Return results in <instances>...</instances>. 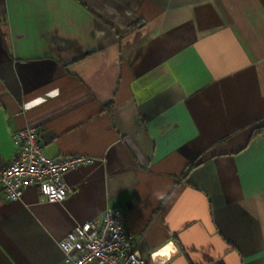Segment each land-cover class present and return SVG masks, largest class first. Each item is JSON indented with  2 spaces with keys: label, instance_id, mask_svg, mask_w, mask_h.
<instances>
[{
  "label": "crops",
  "instance_id": "1",
  "mask_svg": "<svg viewBox=\"0 0 264 264\" xmlns=\"http://www.w3.org/2000/svg\"><path fill=\"white\" fill-rule=\"evenodd\" d=\"M264 0H0V170L13 133L86 154L62 202L0 189V264H63L122 208L153 264H264Z\"/></svg>",
  "mask_w": 264,
  "mask_h": 264
},
{
  "label": "built area",
  "instance_id": "2",
  "mask_svg": "<svg viewBox=\"0 0 264 264\" xmlns=\"http://www.w3.org/2000/svg\"><path fill=\"white\" fill-rule=\"evenodd\" d=\"M43 136L36 127L13 133V160L0 170V189L7 200H19L29 186H36L43 200L62 202L74 191L69 171L94 163L86 154L60 155L43 152ZM138 241L125 224L122 208H107L98 221L75 224L60 241L63 264H153L139 253Z\"/></svg>",
  "mask_w": 264,
  "mask_h": 264
},
{
  "label": "trees",
  "instance_id": "3",
  "mask_svg": "<svg viewBox=\"0 0 264 264\" xmlns=\"http://www.w3.org/2000/svg\"><path fill=\"white\" fill-rule=\"evenodd\" d=\"M263 129H264V126L257 127L254 129L253 134H257V133L261 132Z\"/></svg>",
  "mask_w": 264,
  "mask_h": 264
}]
</instances>
